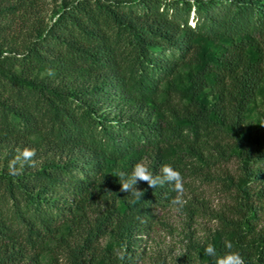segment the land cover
I'll return each instance as SVG.
<instances>
[{
    "label": "trees",
    "instance_id": "obj_1",
    "mask_svg": "<svg viewBox=\"0 0 264 264\" xmlns=\"http://www.w3.org/2000/svg\"><path fill=\"white\" fill-rule=\"evenodd\" d=\"M44 2L0 0V264H212L226 242L264 264V0ZM137 162L183 177L175 256L153 239L172 185L120 191Z\"/></svg>",
    "mask_w": 264,
    "mask_h": 264
},
{
    "label": "clouds",
    "instance_id": "obj_2",
    "mask_svg": "<svg viewBox=\"0 0 264 264\" xmlns=\"http://www.w3.org/2000/svg\"><path fill=\"white\" fill-rule=\"evenodd\" d=\"M36 150L28 147H24L18 150L14 160L12 161L9 172L11 174H17L19 169L23 167H36ZM120 175V191L130 193L136 200L141 199L143 191L138 190L136 185L138 182H145L150 188L163 187L165 184L172 185V190L177 193L170 204L176 212H180L183 208L185 201L182 199L184 192V181L181 173L175 170L168 164H164L159 168V172L153 175V172L149 170V167L143 162H137L133 165L131 174L125 178L124 174ZM135 202V201H133ZM225 247L229 250L223 255H217V251L212 244H208L204 248V254L212 257V264H245L244 258L239 252L232 251L233 245L230 242L225 243ZM122 259V257H121Z\"/></svg>",
    "mask_w": 264,
    "mask_h": 264
},
{
    "label": "rangeland",
    "instance_id": "obj_3",
    "mask_svg": "<svg viewBox=\"0 0 264 264\" xmlns=\"http://www.w3.org/2000/svg\"><path fill=\"white\" fill-rule=\"evenodd\" d=\"M47 1V3L44 2L42 4L43 13L46 14L48 18H51L54 16L55 11L59 7V0ZM0 22H3V20H0ZM229 167H232V165ZM195 182V185H197V195L200 197V199L205 201L208 211H214L226 201L224 194L219 192L218 186L212 183L208 184L206 182H201L199 180H196ZM190 194L191 193L189 191H186L187 197ZM261 213L263 215L261 220L264 222V211ZM161 220L162 224L157 226L153 235L154 246L170 256H175L184 249V245L186 243L185 235L187 220L184 214L181 212H176L173 207L161 213ZM213 223V220H210L209 216H205L197 220L196 224L194 225L196 228H192L195 229L196 234H199L201 233L200 230L212 226Z\"/></svg>",
    "mask_w": 264,
    "mask_h": 264
}]
</instances>
